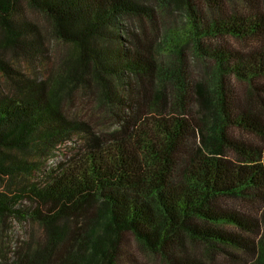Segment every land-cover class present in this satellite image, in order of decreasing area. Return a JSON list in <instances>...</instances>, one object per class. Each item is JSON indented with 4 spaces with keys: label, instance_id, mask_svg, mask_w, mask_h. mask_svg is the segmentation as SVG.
<instances>
[{
    "label": "trees",
    "instance_id": "1",
    "mask_svg": "<svg viewBox=\"0 0 264 264\" xmlns=\"http://www.w3.org/2000/svg\"><path fill=\"white\" fill-rule=\"evenodd\" d=\"M24 3L70 47L40 82L3 60L5 49L43 48ZM254 6L241 16L220 0H0V75L15 84L0 85V184L19 180L0 191V216L43 230L0 264H121L127 235L166 264L241 260L231 251L264 264V4ZM228 38L254 44L240 51ZM232 82L248 86L246 104ZM73 89L91 91L117 129L104 137L68 119ZM75 135L81 152L47 171ZM34 175L46 183L28 185ZM26 199L34 205L19 206ZM230 200L258 205L260 217Z\"/></svg>",
    "mask_w": 264,
    "mask_h": 264
},
{
    "label": "rangeland",
    "instance_id": "2",
    "mask_svg": "<svg viewBox=\"0 0 264 264\" xmlns=\"http://www.w3.org/2000/svg\"><path fill=\"white\" fill-rule=\"evenodd\" d=\"M261 1L264 4V0H254L256 3L252 1V4L249 5L242 0H220L221 6L224 7L225 11H229L232 14H240L241 16L252 15L254 8H259V6L255 7L254 5ZM204 9L205 7L203 6L202 10ZM22 14L26 21L32 23L37 31L39 30L43 39V48L40 53H36L33 56L25 55L22 52L15 53L10 49H5L3 60L9 65L11 73L19 74L23 80H35L37 82L47 80L59 67L61 57L69 53L70 47L54 38L51 33L50 22L41 13L30 9L24 3ZM174 21L179 23V18L175 16ZM253 42V40L237 41L228 38L224 39L221 43L236 50L247 51L254 44ZM126 48L131 49V46H127ZM193 67L194 70L196 69V74L199 75L201 72L200 67L194 64ZM0 85L6 91H11L15 87V84L10 83L5 78V75H0ZM232 86H234L237 99L246 104L247 100H249L247 92L248 86L237 82H232ZM69 92L71 94L66 96V99L62 101V107L68 119L88 123L94 133L104 137H107L110 132L117 129V118L106 107L99 105L98 101L93 98L94 95L91 91L87 89L86 91L73 89ZM244 138L252 139L251 137ZM84 141L85 136L75 135L72 141H67L65 144L58 146L53 152V156L47 160L46 170L50 171L55 166L72 161L74 155L81 152ZM251 141L255 142L256 140L252 139ZM17 181L4 180L0 184V191L5 194L14 193L15 189L19 188ZM36 183L44 184L46 180L40 178L38 175H34L27 181L28 185ZM33 205L34 203H31L29 199L22 200L19 203V206L25 208L32 207ZM228 205L231 208L240 210L243 214L251 218L260 217L262 212L261 208L253 203L241 204V202L230 200ZM42 237L43 230L37 223L34 224L29 220L22 221L12 217L2 218L0 216V260H7V263L16 261L19 258V253L29 248V246L35 247L37 241H40ZM194 247L189 244V248L193 249L192 251H196ZM230 253H233L235 257L241 258V260L238 258H233V260L228 259L223 252H220V254L216 255L214 264H248L253 261L246 254L235 251H231ZM121 254H123L121 264H166L159 256L141 248L129 235L124 236V248ZM242 259L245 260L244 263Z\"/></svg>",
    "mask_w": 264,
    "mask_h": 264
}]
</instances>
